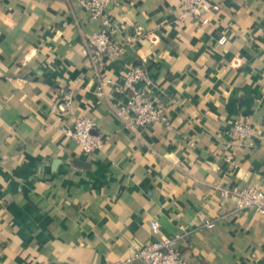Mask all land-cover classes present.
<instances>
[{"label":"crops","instance_id":"0c3cea01","mask_svg":"<svg viewBox=\"0 0 264 264\" xmlns=\"http://www.w3.org/2000/svg\"><path fill=\"white\" fill-rule=\"evenodd\" d=\"M209 1L203 23L178 0H114L116 40L151 36L95 70L101 25L77 3L0 0V264H115L178 235L189 264H264V215L216 190L264 189V0ZM137 65L169 126L135 133L116 115ZM80 116L104 135L93 155L68 134Z\"/></svg>","mask_w":264,"mask_h":264},{"label":"built area","instance_id":"2783aa9c","mask_svg":"<svg viewBox=\"0 0 264 264\" xmlns=\"http://www.w3.org/2000/svg\"><path fill=\"white\" fill-rule=\"evenodd\" d=\"M70 4L77 3L81 8L91 15L94 21L100 23V29L88 36L86 53L91 61L93 68L98 69L105 57H122L127 48L134 44L140 37L149 38L151 35L144 33L138 28L133 37L126 41L115 39L116 29L111 17L109 16L110 5L114 0H66ZM181 8V17L194 20H208L204 16L209 12H219V5H212L209 0H178ZM229 37L222 36L218 43L226 45ZM99 80L101 75L99 74ZM144 82L151 85L147 71L143 65L134 66L126 72L125 89L133 92L126 103L120 104L115 108L116 115L128 123L131 131L138 133L139 129L148 128L150 125L159 123L166 126L170 125V119L165 111L157 106L149 97L145 90L139 89L137 85ZM105 82L100 80V90L104 92ZM63 104L59 107L63 109ZM128 119V120H127ZM97 123L89 117L80 116L75 119L74 127L69 131V135L75 139L83 148L85 155H93L102 150L105 146L104 135L96 132ZM254 127L250 123L236 122L232 128V135L238 143L244 144L250 141ZM229 162L232 155L227 156ZM223 200H233L236 212L255 210L264 215V189L249 187L224 188L217 186ZM214 221H207L203 228H213ZM154 234L160 232L157 222L152 223ZM184 235L174 238H162L157 242L150 243L138 249L132 256L125 260H119L115 264H189V261L177 246Z\"/></svg>","mask_w":264,"mask_h":264},{"label":"clouds","instance_id":"9594fccd","mask_svg":"<svg viewBox=\"0 0 264 264\" xmlns=\"http://www.w3.org/2000/svg\"><path fill=\"white\" fill-rule=\"evenodd\" d=\"M9 23H11V21H9Z\"/></svg>","mask_w":264,"mask_h":264}]
</instances>
